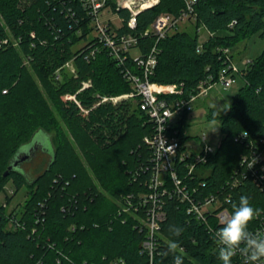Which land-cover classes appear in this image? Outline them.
Listing matches in <instances>:
<instances>
[{
	"label": "trees",
	"instance_id": "16d2710c",
	"mask_svg": "<svg viewBox=\"0 0 264 264\" xmlns=\"http://www.w3.org/2000/svg\"><path fill=\"white\" fill-rule=\"evenodd\" d=\"M184 6L185 0H159L139 12L133 33L143 53L154 38L141 33L157 15L177 16ZM193 7V32L171 31L157 42V64L150 77L160 84H177L183 97L202 79L216 80L224 66V48L233 59L237 43L257 31L264 35V0H197ZM118 14L123 18L120 31L128 32V12ZM88 24L78 0H0V193L8 183L14 194L27 188L21 209L13 213L19 227L9 226L0 206V264H109L114 259L146 263L140 253L143 231L136 218L119 214L118 209L123 196L147 192L150 151L143 137L151 134L152 126L135 99L94 106L96 95L126 94L131 86L105 50L88 62L82 59ZM200 28L207 33L202 42ZM70 60L74 73L62 69ZM127 67L136 71L130 60ZM240 77L242 86L221 114L212 109L207 113V118L220 120L221 137L202 165L204 174L180 170L179 176L196 188L195 200L209 193L229 195L230 214L239 196H248L260 209L249 225L252 231L264 217V183L259 186L249 175L243 176L241 159L249 157L252 148L264 152V50ZM87 81L89 87L81 90ZM81 107L88 110L86 115ZM185 126L183 122L179 128L182 143ZM38 132L47 135L52 146V153L46 154L35 139L34 155H48L40 162L45 166L29 177L20 168L24 161L4 177L18 150ZM163 209L166 218L154 264H171L176 254L183 264H221L212 235L222 225L208 220L206 226L186 214L175 197L165 198ZM176 227L182 229L178 236L173 235ZM169 240L178 242L174 251L164 245ZM236 259L231 258L232 264Z\"/></svg>",
	"mask_w": 264,
	"mask_h": 264
},
{
	"label": "built area",
	"instance_id": "2783aa9c",
	"mask_svg": "<svg viewBox=\"0 0 264 264\" xmlns=\"http://www.w3.org/2000/svg\"><path fill=\"white\" fill-rule=\"evenodd\" d=\"M78 2L89 18L90 28V33L81 43L82 59L88 62L95 59L101 49L105 50L131 86V91L126 94L96 95L97 101L94 106L135 99L139 111L152 126L151 134L143 137V143L150 151L147 192L123 196L118 212L136 218L137 226L140 231H143L140 253L146 257L145 264H154L155 254L158 256L160 253L158 238L161 224L166 218L163 209L165 198L175 197L183 205L186 214L192 215L206 226L210 225L208 220H214L218 225H222V221L230 216L226 207L229 195L218 196L209 193L200 200H195L193 193L196 188L191 189L180 178V170H185L188 174H204L202 165L216 147L206 145V139L202 136V147L197 154L186 151L185 142L182 143L179 139V128L183 122L187 123L184 115L191 112L194 99L207 95L215 85L223 89L230 87L234 82L235 72L239 75L241 72L234 68L229 51L224 48L222 50L225 56L224 66L218 72L216 80L210 76L202 79L187 97L181 96L182 91L177 84H160L150 81L157 64V42L173 31L179 23L194 21L193 6L197 0H185V6L177 16L161 13L155 17L141 33V37L154 38L153 45L145 53L141 51L138 36L133 33L136 28V17L142 10L157 5L159 0H110L114 6H111L109 0H78ZM120 10H126L129 14L125 22L128 32L120 31L123 25V18L118 14ZM233 24L234 22H231L229 26ZM6 42V40L2 41L3 44ZM133 49L136 50L134 56L130 54ZM128 60L136 67L135 72L127 67ZM250 62L245 63V68ZM62 69L74 73L72 61L66 62ZM59 77L57 70L55 79ZM89 85V81L83 82L81 90ZM87 112L88 110L81 107L82 115H86ZM240 138H245L244 133L240 135ZM251 150L253 151L249 157L244 156L241 159V167L246 170V172L242 171V174L249 175L260 186L264 183L260 180L264 179V152H256L253 148ZM0 206L6 208V203H0ZM9 214L6 213L9 217V226L13 229L19 227L18 220L13 214L8 216ZM252 231H264V217H260L258 226ZM164 245H168V241H165ZM216 249L218 250L217 245ZM179 250L181 251V248ZM235 256L236 264H245L243 252H237ZM109 264H124V261L114 259Z\"/></svg>",
	"mask_w": 264,
	"mask_h": 264
},
{
	"label": "rangeland",
	"instance_id": "374dc122",
	"mask_svg": "<svg viewBox=\"0 0 264 264\" xmlns=\"http://www.w3.org/2000/svg\"><path fill=\"white\" fill-rule=\"evenodd\" d=\"M193 23L182 22L174 28L173 31H187L193 32ZM199 42L204 41L207 38V33L203 28L198 30ZM264 50V35L261 36V31L249 36L247 39L237 43L232 50V62L236 70L241 72L245 69V63L252 61L261 54ZM131 55H136V50L130 51ZM243 81L239 73L235 72V79L232 85L226 89H223L219 85H215L207 95L199 96L192 102V110L187 118L186 126L184 127V136H186L185 149L188 152L198 153L202 147V136L205 137V144L210 147H217L220 141V120L207 118L209 110H213L216 114H221L223 109L230 104L232 97L237 93ZM39 140L45 149L46 154H51L52 146L47 135L42 132H38L35 136ZM37 154L36 160L22 163L20 165L21 170L27 173V176H36L41 169L45 166L40 164L42 161L48 159V155ZM44 157V159H43ZM14 188L11 183H8L5 187L4 192L0 193V203H6V213L18 212L21 209L25 199L27 198L26 186L21 187L15 194ZM8 198V199H7ZM10 199V200H9ZM8 201V203H7Z\"/></svg>",
	"mask_w": 264,
	"mask_h": 264
},
{
	"label": "clouds",
	"instance_id": "9594fccd",
	"mask_svg": "<svg viewBox=\"0 0 264 264\" xmlns=\"http://www.w3.org/2000/svg\"><path fill=\"white\" fill-rule=\"evenodd\" d=\"M260 213L258 207L249 202V197L240 195L238 202L232 204L229 218L222 221L212 235L218 251L217 258L221 264H232L231 258L237 252L245 254V264H264V231H251L250 223ZM182 231L176 227L174 236ZM178 247L176 240H169L168 248L174 251ZM171 264H183V258L176 254L172 256Z\"/></svg>",
	"mask_w": 264,
	"mask_h": 264
},
{
	"label": "water",
	"instance_id": "95a60500",
	"mask_svg": "<svg viewBox=\"0 0 264 264\" xmlns=\"http://www.w3.org/2000/svg\"><path fill=\"white\" fill-rule=\"evenodd\" d=\"M35 135L32 136L30 142L27 145L22 146L17 154L15 155V157L11 160V163L8 165L7 169L4 171L3 176H7L9 171L18 168L19 165L24 162V161H28L30 157H32L34 155L35 150H37L38 148H36V144L37 142L35 141ZM38 145H40L42 147V144L38 143Z\"/></svg>",
	"mask_w": 264,
	"mask_h": 264
},
{
	"label": "flooded vegetation",
	"instance_id": "af4514ba",
	"mask_svg": "<svg viewBox=\"0 0 264 264\" xmlns=\"http://www.w3.org/2000/svg\"><path fill=\"white\" fill-rule=\"evenodd\" d=\"M36 155H37V153H36ZM36 155L32 156L33 158H30L27 162L30 164L31 161L34 160V159L36 158V157H35Z\"/></svg>",
	"mask_w": 264,
	"mask_h": 264
},
{
	"label": "crops",
	"instance_id": "0c3cea01",
	"mask_svg": "<svg viewBox=\"0 0 264 264\" xmlns=\"http://www.w3.org/2000/svg\"><path fill=\"white\" fill-rule=\"evenodd\" d=\"M212 90V89H211Z\"/></svg>",
	"mask_w": 264,
	"mask_h": 264
}]
</instances>
